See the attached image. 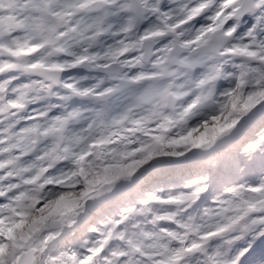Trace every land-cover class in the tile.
<instances>
[{"label":"snow or ice","instance_id":"1","mask_svg":"<svg viewBox=\"0 0 264 264\" xmlns=\"http://www.w3.org/2000/svg\"><path fill=\"white\" fill-rule=\"evenodd\" d=\"M246 15L255 22L234 35ZM112 18L123 21L116 31ZM262 33L264 0H0V117L24 112L34 90L92 105L49 115L51 105L29 113L19 132L4 130L0 264H188L213 241L223 251L203 264H243L264 242V175L237 184L223 173L264 155ZM229 60L239 62L226 71ZM81 68L117 83L81 86L69 75ZM9 73L29 82L13 85ZM221 80L228 85L218 91ZM119 96L128 103L117 110ZM162 158L196 164L201 175L179 191L150 190ZM210 188V206L194 210ZM113 196L126 203L118 217L81 220ZM77 232L93 236L82 251L70 246ZM62 236L69 247L52 255Z\"/></svg>","mask_w":264,"mask_h":264},{"label":"rangeland","instance_id":"2","mask_svg":"<svg viewBox=\"0 0 264 264\" xmlns=\"http://www.w3.org/2000/svg\"><path fill=\"white\" fill-rule=\"evenodd\" d=\"M167 11V9L165 10ZM113 23V29L112 31H116L119 27L120 23H122V19L120 18H112L110 21ZM254 19L251 16H244L239 21V27L237 28V32L234 35H242L247 32V30L252 26L254 23ZM146 27V24L143 25V28ZM196 27H200V23H197ZM142 28V30H143ZM261 35H264L262 33ZM247 42V40L243 41ZM106 43H112V40H106ZM186 52L181 53V57L186 56ZM195 58V54H193V57ZM238 60H229V63L225 65L226 71H231L232 64L238 63ZM212 63V61H206V63L202 67H198L195 70L194 75H200L201 73L205 72L207 67ZM139 69H134V71H138ZM9 76H17L18 79L13 81V85L22 84V83H28L29 78L20 75L19 73H9ZM76 80H83L81 79L83 76L77 77L74 74H71ZM105 80V84L103 86H109V84L117 83L115 81H108L107 78H101ZM183 80V77H181L180 80H177V83H181ZM99 80H93V81H85L84 83H80L81 86L89 87L95 83H97ZM228 81L221 80L217 82V88L219 89L223 87H227ZM64 95V92L61 90L58 92V90H53L52 93H45L43 91L34 90L29 93V98L31 103H29L26 106V109L24 112L18 113L15 116H10L9 119L3 120L2 117H0V120L3 122H0V138H3L4 136V130L6 128H9V125L14 124L15 127L9 128V134H15L20 131L23 127L27 126L25 121L27 118V115L29 113H33L34 110H44L47 107L51 105H58V107L53 108L52 112H50L49 115H58L62 111H71L73 109H81L83 110L86 107H92V105L87 101H82L78 98L71 99L68 101H61L58 99L59 96ZM78 99V100H76ZM116 99V105L115 108L118 110L119 107H122L128 103V100L124 99L123 96H119ZM85 115H89V113L85 112ZM203 117H196L192 121H190V125L197 123L199 120H201ZM20 120V123H16V120ZM27 123H32L31 121H28ZM258 130V129H257ZM42 146V145H41ZM32 157H27L23 161V163H27L29 160H31ZM164 159L162 158L161 161V167L157 170L159 173L156 176H152L151 178V189L150 190H162L163 192L168 191H179L183 184L187 181H190L191 179L196 178L197 176L201 175V171L199 167L196 164L189 163V164H181L180 166H176V164H165ZM156 162V161H154ZM153 162V163H154ZM58 169L53 170L52 174H57ZM240 168H242V171H234V170H225L224 175L225 177L232 183H248L253 184L258 182L259 178L264 175V155H260L259 153L255 154L253 156V159L251 161L247 160L246 157L240 158ZM151 175V174H150ZM218 191V190H217ZM216 194V191H213L211 188L209 192L202 197L200 201L197 202V205H194V210H202L204 207L210 206V202L213 199L214 195ZM108 207L103 211L101 215H96L94 211H88L85 214L82 215L81 220L88 219V223L90 226H96L98 221H102L107 218H116L119 215L120 209L124 206H126V203L119 199V197L110 198L108 201ZM197 215H199V211L196 212ZM151 218L150 216L148 217ZM145 218L144 217H136L133 222L140 224L143 230L145 231H151L152 226L147 225L144 223ZM93 238L91 233L85 232L84 234H80L77 232L74 236L69 237V239L73 240L74 242L70 245L72 250L77 251L80 249V243L84 239L91 240ZM64 237L57 238V241H55L53 244L56 245V250H52L51 254L56 255L57 250L63 251L67 250L69 247V244L65 241L63 246H61L60 241L63 240ZM119 242H113V246L118 244ZM219 248V250L223 251V244L222 241H213L209 246L206 247L203 254L194 256L188 260V264H203V261L205 259V256L211 255L214 250ZM82 251V250H81ZM235 249H233V252ZM243 264H264V242H261L256 245L254 249L249 253V255L245 258Z\"/></svg>","mask_w":264,"mask_h":264},{"label":"flooded vegetation","instance_id":"3","mask_svg":"<svg viewBox=\"0 0 264 264\" xmlns=\"http://www.w3.org/2000/svg\"><path fill=\"white\" fill-rule=\"evenodd\" d=\"M164 10H166V9H164Z\"/></svg>","mask_w":264,"mask_h":264}]
</instances>
